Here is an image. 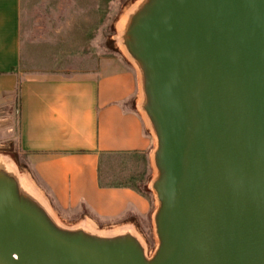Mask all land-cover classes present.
I'll list each match as a JSON object with an SVG mask.
<instances>
[{
    "label": "water",
    "instance_id": "water-1",
    "mask_svg": "<svg viewBox=\"0 0 264 264\" xmlns=\"http://www.w3.org/2000/svg\"><path fill=\"white\" fill-rule=\"evenodd\" d=\"M122 40L156 137L154 254L59 227L0 167V264H264V0H144Z\"/></svg>",
    "mask_w": 264,
    "mask_h": 264
},
{
    "label": "crops",
    "instance_id": "crops-1",
    "mask_svg": "<svg viewBox=\"0 0 264 264\" xmlns=\"http://www.w3.org/2000/svg\"><path fill=\"white\" fill-rule=\"evenodd\" d=\"M20 60V0H0V132L9 135L16 109L17 147L29 174L18 178L21 187L41 193L56 213L102 224L149 222L151 198L102 175L109 154L153 158L156 138L136 63L111 57L88 72L27 75Z\"/></svg>",
    "mask_w": 264,
    "mask_h": 264
},
{
    "label": "rangeland",
    "instance_id": "rangeland-1",
    "mask_svg": "<svg viewBox=\"0 0 264 264\" xmlns=\"http://www.w3.org/2000/svg\"><path fill=\"white\" fill-rule=\"evenodd\" d=\"M143 1L20 0L19 70L27 75H69L94 70L100 61L111 57L135 63L123 44L122 34L129 16ZM10 123L8 136L0 132V167L14 174L17 179L25 176L29 178L25 155L17 147L16 109ZM102 173L106 180H126L146 191L152 200L149 222L128 218L102 224L88 221L84 214L70 216L56 213L40 196L41 193H28L20 187L44 206L59 227L83 229L102 236L130 232L142 245L145 255L151 257L158 245L154 224L158 200L152 188L157 170L153 158L148 163L140 155L109 154L102 163Z\"/></svg>",
    "mask_w": 264,
    "mask_h": 264
},
{
    "label": "trees",
    "instance_id": "trees-1",
    "mask_svg": "<svg viewBox=\"0 0 264 264\" xmlns=\"http://www.w3.org/2000/svg\"><path fill=\"white\" fill-rule=\"evenodd\" d=\"M122 184H127L128 182H126V181H122L121 182ZM129 186H132L133 188H135L136 190H138L139 192H141L143 195H145V196H147L148 198H149V195L147 194V193H145L146 191L145 190H142L138 185H136V184H129Z\"/></svg>",
    "mask_w": 264,
    "mask_h": 264
}]
</instances>
